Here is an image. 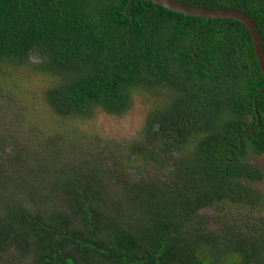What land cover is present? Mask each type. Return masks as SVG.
I'll list each match as a JSON object with an SVG mask.
<instances>
[{
  "label": "trees",
  "instance_id": "16d2710c",
  "mask_svg": "<svg viewBox=\"0 0 264 264\" xmlns=\"http://www.w3.org/2000/svg\"><path fill=\"white\" fill-rule=\"evenodd\" d=\"M176 1L243 8L264 38V0ZM128 3L0 0V67L57 77L43 94L52 114L88 123L124 117L137 92L162 97L112 163L101 136L84 139L98 162L80 164L13 140L7 154L2 139L0 264H264V169L251 157L264 156V78L248 30L211 20L192 55L205 19L148 0L129 17ZM202 209L221 214L215 230Z\"/></svg>",
  "mask_w": 264,
  "mask_h": 264
},
{
  "label": "rangeland",
  "instance_id": "374dc122",
  "mask_svg": "<svg viewBox=\"0 0 264 264\" xmlns=\"http://www.w3.org/2000/svg\"><path fill=\"white\" fill-rule=\"evenodd\" d=\"M57 82V77L48 72L36 71L33 68L0 67V145L3 144L2 139L7 138L8 141L5 142L9 146L7 154L13 140L20 143L18 146L20 149L27 146L30 154L39 160L43 158L42 154L47 155L49 150L52 154L51 152L56 150L63 153L60 156L63 159L67 158V161L75 160L79 163L83 159H91L93 163H97L99 160L97 157L92 158L87 153L83 154L85 145L92 142L84 139L101 136L108 140L110 149L109 153L105 154V156L109 154L106 164L112 163L118 158H122L118 155L123 153L122 147L125 148L129 142L130 145L134 143V136L138 134L143 119L149 112L158 111L162 98L137 92L132 109L124 117H109L97 110L93 119L88 120V123H81L77 119L60 118L52 114L45 104L44 92ZM111 157H114V160H111ZM251 157L254 163L264 169V156L252 153ZM141 161L145 166V159ZM0 163L6 165L3 161ZM8 165H10L9 162ZM89 165L86 163L84 168ZM63 169V167L58 169L56 173H60ZM131 174L135 175L136 170L131 168ZM56 180L62 182L61 179L55 177L52 183H55ZM46 184L49 185L48 182ZM259 187L264 189V182L259 183L257 188ZM199 214L207 220V229L215 230L217 228V221L213 219L219 218L220 213L202 209Z\"/></svg>",
  "mask_w": 264,
  "mask_h": 264
},
{
  "label": "water",
  "instance_id": "95a60500",
  "mask_svg": "<svg viewBox=\"0 0 264 264\" xmlns=\"http://www.w3.org/2000/svg\"><path fill=\"white\" fill-rule=\"evenodd\" d=\"M148 1H151L153 4L159 5L162 8L170 10L172 12H177L183 15H188L191 17H198V18H202L206 20L205 24L198 28L197 40L194 43L192 55H194V51L196 50L199 33L210 23L211 20L232 19V20H236L240 22L241 24L245 26V28L249 32L251 42L253 45L252 47H253L255 59L258 65V69L260 70L264 78V50H263L264 38L260 36L257 26L255 25L253 20L243 12V8L239 10H236V9H207V8H200L196 6L183 4L176 0H148ZM132 2L133 0H129V3L125 8V14H127V8L131 5ZM127 15L131 17V15L129 14ZM263 93H264V85L253 98L254 110H256L257 98L260 97ZM256 117H257V123H258L259 118L257 115Z\"/></svg>",
  "mask_w": 264,
  "mask_h": 264
}]
</instances>
